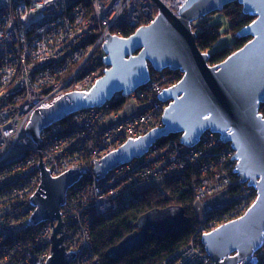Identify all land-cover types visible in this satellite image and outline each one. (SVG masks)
<instances>
[{
  "label": "built area",
  "instance_id": "obj_1",
  "mask_svg": "<svg viewBox=\"0 0 264 264\" xmlns=\"http://www.w3.org/2000/svg\"><path fill=\"white\" fill-rule=\"evenodd\" d=\"M158 1L178 17L184 0ZM154 8L152 0H0V264H45L52 255L55 220L52 227L45 219L30 222L37 208L30 198L41 181L37 144L25 133L32 112L71 92L87 93L109 69L103 62L106 32L118 36L112 30L149 25ZM204 18L192 21L191 28ZM147 69V80L127 97L115 92L103 104L69 112L38 133L40 160L50 178L68 170L80 173L60 208L61 245L65 254H75L68 264H100L90 236L93 223L163 182L188 181L181 192L191 190L196 202L220 194L229 201L192 224L187 244L159 264H214L202 235L241 218L256 202V189L239 181L235 171V149L210 129L189 146L172 135L162 137L96 179L94 161L163 126L167 103L158 94L175 86L183 73ZM121 98L141 101L139 110L127 116L120 115L124 108L114 112ZM108 118L112 122L101 126Z\"/></svg>",
  "mask_w": 264,
  "mask_h": 264
},
{
  "label": "water",
  "instance_id": "obj_2",
  "mask_svg": "<svg viewBox=\"0 0 264 264\" xmlns=\"http://www.w3.org/2000/svg\"><path fill=\"white\" fill-rule=\"evenodd\" d=\"M156 16L147 26L137 28L126 38L104 35L103 62L109 66L104 76L87 92H71L54 105L32 112L25 127L26 135L37 144L38 168L41 181L30 198L37 208L30 217L55 220L51 243V257L45 264H68L75 256L65 254L60 208L65 193L80 176L68 170L50 178L39 153L38 133L46 124L62 119L67 113L99 106L115 92L124 97L147 80V68L180 71L182 79L173 87L158 94L167 107L162 115L161 128H155L132 141L128 139L117 151L94 161L96 179L118 164L140 156L150 144L167 135H178L179 142L195 144L202 131L219 133L230 142L236 153L240 180L256 189V202L244 216L202 235V243L214 264H253V254L264 237V117L258 112L264 103V0H184L174 16L158 0H152ZM237 3L243 14L253 20L238 32V37L249 40L222 62L209 65L207 53L196 46V34L191 22L198 17L220 12ZM188 226L184 211L179 206L154 208L140 215L134 230L106 251L115 260L135 251L149 239L167 234H178ZM60 234V237L57 235Z\"/></svg>",
  "mask_w": 264,
  "mask_h": 264
},
{
  "label": "trees",
  "instance_id": "obj_3",
  "mask_svg": "<svg viewBox=\"0 0 264 264\" xmlns=\"http://www.w3.org/2000/svg\"><path fill=\"white\" fill-rule=\"evenodd\" d=\"M227 22V31L233 36L232 46L213 50V46L219 39L218 24L207 25L205 17L199 25L194 26L192 31L196 34L195 43L200 52L209 55L208 64L216 65L227 58L231 53L240 49L248 40V37H238V32L248 25L253 18L242 12V7L233 3L224 7L220 12ZM133 29L123 27L112 30V34L121 38L132 35ZM127 100L121 98L114 106L113 111L118 112L127 105ZM136 105L141 106V101ZM258 112L264 117V103L259 106ZM179 141L178 135H172ZM188 182V181H187ZM173 182H163L160 189L150 188L144 191V196L127 208L108 216L106 219H97L90 230L93 251L99 257L100 264H159L164 258L182 249L193 234L191 225L193 219L192 207L196 202L191 190L181 192L183 186L189 184ZM169 206H179L183 209L188 220V226L178 234H167L162 238L149 239L138 247L135 251L119 259H109L106 251L119 243L126 235L134 230L135 220L142 214L154 208H166ZM253 264H264V237L261 246L253 254Z\"/></svg>",
  "mask_w": 264,
  "mask_h": 264
},
{
  "label": "rangeland",
  "instance_id": "obj_4",
  "mask_svg": "<svg viewBox=\"0 0 264 264\" xmlns=\"http://www.w3.org/2000/svg\"><path fill=\"white\" fill-rule=\"evenodd\" d=\"M206 18L207 25L218 24L219 39L213 46V50L217 51L221 48L231 47L233 42V36L227 31L228 22L226 18L219 12L208 15L206 16ZM134 105L136 104L127 103L120 115L124 116L129 114L132 111ZM111 122L112 119H105L103 123H101V126H105ZM228 201L229 200L227 195L220 194L217 196L209 197L201 202H195L192 207L193 219L198 223L202 222L209 212L215 211L223 207L228 203Z\"/></svg>",
  "mask_w": 264,
  "mask_h": 264
},
{
  "label": "crops",
  "instance_id": "obj_5",
  "mask_svg": "<svg viewBox=\"0 0 264 264\" xmlns=\"http://www.w3.org/2000/svg\"><path fill=\"white\" fill-rule=\"evenodd\" d=\"M139 108H140V106L134 105L132 111L129 114H132V113L136 112L137 110H139ZM129 114H127V115H129ZM127 115H124V116H127Z\"/></svg>",
  "mask_w": 264,
  "mask_h": 264
},
{
  "label": "bare ground",
  "instance_id": "obj_6",
  "mask_svg": "<svg viewBox=\"0 0 264 264\" xmlns=\"http://www.w3.org/2000/svg\"><path fill=\"white\" fill-rule=\"evenodd\" d=\"M156 16V10H155V8L152 10V12H151V15H150V18L149 19H153L154 17ZM148 19V20H149Z\"/></svg>",
  "mask_w": 264,
  "mask_h": 264
}]
</instances>
